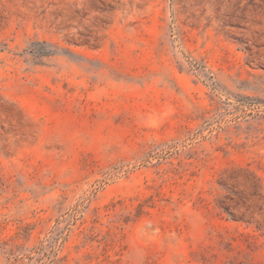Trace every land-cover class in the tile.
<instances>
[{"label": "rangeland", "instance_id": "obj_1", "mask_svg": "<svg viewBox=\"0 0 264 264\" xmlns=\"http://www.w3.org/2000/svg\"><path fill=\"white\" fill-rule=\"evenodd\" d=\"M0 264H264V0H0Z\"/></svg>", "mask_w": 264, "mask_h": 264}]
</instances>
